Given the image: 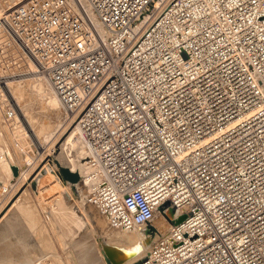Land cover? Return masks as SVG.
<instances>
[{
	"label": "built area",
	"instance_id": "2783aa9c",
	"mask_svg": "<svg viewBox=\"0 0 264 264\" xmlns=\"http://www.w3.org/2000/svg\"><path fill=\"white\" fill-rule=\"evenodd\" d=\"M85 1L105 34L71 0L8 17L79 110L84 203L123 231L167 221L141 264H264V0Z\"/></svg>",
	"mask_w": 264,
	"mask_h": 264
},
{
	"label": "rangeland",
	"instance_id": "374dc122",
	"mask_svg": "<svg viewBox=\"0 0 264 264\" xmlns=\"http://www.w3.org/2000/svg\"><path fill=\"white\" fill-rule=\"evenodd\" d=\"M23 2L0 0V178L6 181L3 186L16 184L0 210V220L6 216L0 222V264H40L43 259L51 264H119L101 248L112 241L122 246L137 232L112 228L105 215L84 203L82 178L72 182L60 174L58 161L82 175L84 159L82 150L57 158L58 139L68 135L72 122L54 95L57 102L50 103L40 58L9 22V13ZM11 164L19 165L16 174ZM55 170L66 184L54 186Z\"/></svg>",
	"mask_w": 264,
	"mask_h": 264
},
{
	"label": "bare ground",
	"instance_id": "6f19581e",
	"mask_svg": "<svg viewBox=\"0 0 264 264\" xmlns=\"http://www.w3.org/2000/svg\"><path fill=\"white\" fill-rule=\"evenodd\" d=\"M26 1V0H24ZM75 2H79L82 7L88 12L89 16L91 17L92 21L95 23V25L101 30L102 27L100 25V22L98 20V18L91 12L87 2L85 0H75ZM167 4V2L164 3V5L160 8L162 9L165 5ZM102 34H105V31L102 32ZM45 76V75H44ZM44 84V89L45 91H47L48 93H50L51 95V104L53 105V103L57 102L59 103L60 105V108H61V103H60V100L58 98V96L56 95V93L54 92V90L52 89V87L50 86V84L48 83L47 79H45V81L43 82ZM55 96V98L57 99V101L53 100L52 99V96ZM78 113H79V110H76L72 113H67L70 117V121L72 123H70V125L68 127H71L72 130L68 133V135L63 138V136H65V134L63 133L59 139H58V143H60V145L58 146V148H60V151L61 153H58L57 155V158H62L63 156H67L68 155L70 156V154L73 152V151H77V150H82V154L80 155V158L81 159H84L85 158V150H84V143H83V139L80 135V131L78 129V125H77V117H78ZM5 121V120H4ZM11 122V121H9ZM3 125V124H2ZM6 126V125H5ZM11 129V128H10ZM15 129V128H14ZM9 130V129H8ZM8 134V133H7ZM39 134V133H38ZM47 134V133H45ZM77 135H78V138H77ZM37 136V135H36ZM35 136V138H36ZM63 138V140H62ZM14 140V139H13ZM62 140V141H61ZM12 141V140H11ZM17 149V148H16ZM27 153V152H26ZM62 160V159H61ZM51 163V161L47 162L46 164H49ZM82 163V162H81ZM5 172V171H4ZM3 172V173H4ZM53 173V176L56 177V181H55V184L54 186H60V183H67L66 180H64L63 178L60 177V174H61V171H60V174L59 172H57L56 170L55 171H52ZM46 176H47V173H46ZM50 177L52 176L49 175ZM3 178V176H2ZM0 178V188L3 187V184H6V181L4 180V178L2 179ZM45 179L41 180L40 181V185L37 186V188L40 189V191L43 189L41 187H43V183H45ZM34 184V183H33ZM42 185V186H41ZM70 185V184H69ZM69 187V186H68ZM83 187V186H82ZM85 192V191H84ZM83 192V193H84ZM58 198H56L55 200H57ZM7 215V214H6ZM6 216L2 217V219L0 220V222L5 218ZM52 217V216H51ZM50 217V218H51ZM99 219V218H97ZM56 220V218H55ZM52 221V220H50ZM54 221V220H53ZM52 221V222H53ZM58 222V220H57ZM28 223V221H27ZM6 224V223H5ZM53 224V223H52ZM154 224L155 226L158 228L159 232L158 234H154L151 229L149 230V233L146 235L147 237L145 239H143V242L145 244V247L148 249L150 247V244L153 242V240L157 239V237L161 234H163L166 230L165 228L168 227V223L167 221L159 214L157 213L156 214V218L154 220ZM55 226V225H54ZM26 227V226H25ZM142 227H147V226H141L140 228H137L135 229V232H138ZM30 229V228H29ZM34 229V228H33ZM167 229V228H166ZM34 232V231H33ZM130 232V231H129ZM128 232V234H129ZM77 233V232H76ZM41 234V232H40ZM38 235V233H37ZM130 235V234H129ZM85 236V235H84ZM74 237V236H73ZM133 238V237H132ZM70 239V238H69ZM68 239V240H69ZM72 239V238H71ZM75 239V238H74ZM113 242V241H112ZM112 242H105V245L107 246V248H101V251L105 253V255H107V257H109L111 260H113L114 258L117 259L118 263L119 264H135L137 261H139L141 259V257L144 255V253L146 252L145 250V247L142 245L141 243V240L138 236H135L133 238V240H128V241H125L122 243V246H120L119 244H117L115 241L112 243ZM39 243V242H38ZM76 246L79 245L77 243H75ZM74 244V245H75ZM80 246V245H79ZM78 246V247H79ZM28 248V246H27ZM82 248V247H81ZM10 250V249H9ZM82 250V249H81ZM33 251V250H32ZM25 253V252H24ZM23 253V254H24ZM34 253V251H33ZM98 253V252H97ZM12 254V253H11ZM88 254V253H87ZM21 255V254H20ZM98 256V254H97ZM100 257V256H99ZM98 257V258H99ZM91 259V258H89ZM88 259V260H89ZM97 260L96 259V256L94 257L93 261ZM100 261V260H99ZM97 261V262H99ZM101 262V261H100ZM96 263V262H94ZM100 264V263H99Z\"/></svg>",
	"mask_w": 264,
	"mask_h": 264
},
{
	"label": "water",
	"instance_id": "95a60500",
	"mask_svg": "<svg viewBox=\"0 0 264 264\" xmlns=\"http://www.w3.org/2000/svg\"><path fill=\"white\" fill-rule=\"evenodd\" d=\"M58 167L60 168L61 171V175L64 179L68 180V181H72V182H77L79 179V175L77 173L76 170L74 169H69L68 167L64 166L63 163H61V161H58ZM13 172L16 174L17 172V165L15 164H11ZM145 254V253H144ZM143 257L144 255L141 257V259L139 261H137L135 264H141L143 261Z\"/></svg>",
	"mask_w": 264,
	"mask_h": 264
},
{
	"label": "flooded vegetation",
	"instance_id": "af4514ba",
	"mask_svg": "<svg viewBox=\"0 0 264 264\" xmlns=\"http://www.w3.org/2000/svg\"><path fill=\"white\" fill-rule=\"evenodd\" d=\"M147 227H142L138 232L137 235L141 240L142 245L145 247V244L143 242V239H145L147 236V234L149 233V230L153 228V223H148L147 225H145Z\"/></svg>",
	"mask_w": 264,
	"mask_h": 264
}]
</instances>
